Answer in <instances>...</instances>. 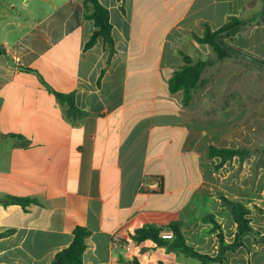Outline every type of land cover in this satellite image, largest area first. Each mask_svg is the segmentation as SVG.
<instances>
[{"label": "crops", "instance_id": "1", "mask_svg": "<svg viewBox=\"0 0 264 264\" xmlns=\"http://www.w3.org/2000/svg\"><path fill=\"white\" fill-rule=\"evenodd\" d=\"M99 2L112 55L101 37L86 47L96 27L85 0H0V235L10 232L0 237V264H52L77 227L89 232L84 264H144L149 241L135 242L137 229L199 226L218 160L206 153L222 139L221 123L209 128L203 115L238 113L234 83H249L251 71L264 77L258 63L219 60L195 38L260 15L264 0ZM225 41L264 61V24ZM184 55L212 62L188 106L169 90ZM55 92L73 95L81 114L69 116Z\"/></svg>", "mask_w": 264, "mask_h": 264}, {"label": "rangeland", "instance_id": "2", "mask_svg": "<svg viewBox=\"0 0 264 264\" xmlns=\"http://www.w3.org/2000/svg\"><path fill=\"white\" fill-rule=\"evenodd\" d=\"M228 68L230 67H219L215 73H221ZM250 73L249 83L246 81L234 83L236 102L240 106L238 113H209L203 116L211 121L207 123L209 128L221 123L223 140H217L218 146L246 149L251 152V156L243 163L239 158H235L221 169L215 168L218 160L212 164V171L207 176L206 194H202L207 197V201L204 208L197 206L196 210L200 220L199 226H187L186 231H183L187 243L197 251L216 256L219 241L215 228L206 222V215H214L223 230L226 242L231 243L234 240L236 225L228 210L221 207L219 193L244 203L251 209L252 226L259 235L247 237L245 246L236 253H226L223 264H264V243L260 239L264 234V77L260 74L252 75L254 73L252 71ZM246 83L249 88L247 91L243 88ZM229 126L232 129H226ZM257 207L263 211L257 210ZM168 224L160 226L164 229L162 232H169L166 230ZM195 236L198 239H195ZM151 248H155L156 252H151ZM144 255L147 256V259L143 260L144 264H158L160 261L157 260H167L170 264H220L204 263L182 252L165 250L151 241L144 248Z\"/></svg>", "mask_w": 264, "mask_h": 264}, {"label": "trees", "instance_id": "3", "mask_svg": "<svg viewBox=\"0 0 264 264\" xmlns=\"http://www.w3.org/2000/svg\"><path fill=\"white\" fill-rule=\"evenodd\" d=\"M85 10L86 17L92 20L95 24L96 30L91 36L89 42L87 43V48L93 47L98 38H103L107 46L109 47L111 55L114 53V43L112 38V25L110 23L109 11L103 7L99 0H85ZM250 23L264 24V11L258 15L251 18L241 19L232 18L231 21L219 29L216 32H212L209 27L206 28L203 37L195 36L197 42L201 44H207L217 55L219 60H223L232 56L249 58L250 60L258 63L264 68V61L257 59L252 56L243 55L237 49L228 45L225 39L232 38L236 35L243 25ZM238 28H235V27ZM218 36L219 42L216 41ZM5 49L0 46V55L5 54ZM210 60H195L188 55H184V65L179 68L172 76L169 81V90L171 93L183 92V103L188 106L194 97V94L204 87L205 81L203 79V74L207 67L211 65ZM58 100L68 106V113L71 117H77L81 112L77 109L74 96L65 95L62 93L55 92ZM19 140L23 141V146H27L28 142L22 136L14 135ZM251 156V152L246 149L238 148H227V147H217L211 145L206 153V159L211 161L218 159L219 162L215 166L216 169H221L227 163L232 162L235 158H239L240 162L243 163L248 157ZM11 203L17 205H27L28 200L10 197ZM219 199L221 201V207L228 210L230 216L236 225V232L234 235V240L231 243L226 242L223 230L221 226L216 221L214 215L207 214L205 217L206 222L210 223L216 230L219 248L216 256H211L203 254L197 251L192 245L187 243L186 237L184 235L181 223L178 221H172L166 227L173 233V239L166 240L160 237V233L164 231L163 228L157 226H145L139 228L131 235V238L137 243H143L146 241H151L157 244L159 247H165L166 249H172L178 252H182L190 257L199 259L204 263L217 262L223 264L225 261L226 253H236L239 249L245 246V239L247 237H252L259 235L252 226V221L250 219L251 209H249L244 203L236 200H232L219 193ZM257 210L263 211L257 207ZM264 212V211H263ZM10 232L1 234L5 236ZM89 232L82 228L77 227L73 232V240L69 247L63 249L55 256L52 264H84L83 254L86 249V238ZM261 241L264 243V234L260 236ZM132 264H142L138 258L132 261ZM158 264H167L164 261H160Z\"/></svg>", "mask_w": 264, "mask_h": 264}, {"label": "built area", "instance_id": "4", "mask_svg": "<svg viewBox=\"0 0 264 264\" xmlns=\"http://www.w3.org/2000/svg\"><path fill=\"white\" fill-rule=\"evenodd\" d=\"M160 237L166 240H171L173 239V233L171 231L161 232Z\"/></svg>", "mask_w": 264, "mask_h": 264}, {"label": "water", "instance_id": "5", "mask_svg": "<svg viewBox=\"0 0 264 264\" xmlns=\"http://www.w3.org/2000/svg\"><path fill=\"white\" fill-rule=\"evenodd\" d=\"M235 28H238V27L236 26ZM216 41H217L218 43H220V42H219V38H218V36L216 37Z\"/></svg>", "mask_w": 264, "mask_h": 264}]
</instances>
